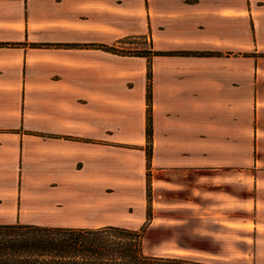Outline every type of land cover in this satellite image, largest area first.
Listing matches in <instances>:
<instances>
[{
  "label": "crops",
  "instance_id": "1",
  "mask_svg": "<svg viewBox=\"0 0 264 264\" xmlns=\"http://www.w3.org/2000/svg\"><path fill=\"white\" fill-rule=\"evenodd\" d=\"M39 1L42 4L36 9L34 3ZM61 1L0 0V136H11L17 142L16 154L24 152L28 140L56 141L63 147V156L56 155V159L75 162L80 160L82 147L127 144L109 140L113 135L107 131H112L113 119L110 112L106 117L107 99L94 100L91 90L77 88L78 79L52 80L29 66L36 50L80 48L50 37L48 27L38 26V18L44 21L51 16L46 8ZM260 1L146 0L151 50L169 53L151 56L154 168L205 171L200 178L217 179V184L239 179L241 171L254 168L250 177L256 188L251 199L257 211L252 221L255 259L264 256V106L259 105L264 102V56L241 58L235 52L244 49L258 54L264 49V43L254 39L258 20L264 17V0ZM99 45L105 44L90 46L106 51ZM37 60L36 65L45 63L44 58ZM162 75L165 87L160 91ZM159 114L165 116L162 123ZM143 119L139 135L144 139ZM57 176L40 184L39 196L30 195L27 185L14 187L3 199L9 211L5 222L96 227L73 223H80L85 215L95 220L104 207L76 206L75 188L82 181L73 173ZM105 184L99 182L88 200L95 202L98 194L103 195ZM30 204L42 211L53 205L58 211L37 210L33 219H27L20 212ZM259 222L262 230L257 229Z\"/></svg>",
  "mask_w": 264,
  "mask_h": 264
},
{
  "label": "rangeland",
  "instance_id": "2",
  "mask_svg": "<svg viewBox=\"0 0 264 264\" xmlns=\"http://www.w3.org/2000/svg\"><path fill=\"white\" fill-rule=\"evenodd\" d=\"M260 2L258 0L257 4ZM41 4L35 2L34 6L39 9ZM46 11L51 16L44 21L38 18V26L48 27L50 37L76 43L80 48L36 50L32 60L30 57L28 60L32 71L48 75L52 80L57 77L78 79L77 88L91 90L89 93L94 100L107 99L106 117L110 112L113 119V129L107 131L108 135H113L109 140L127 145L82 147L80 160L68 162L56 159V155L63 156V147L56 141L28 140L23 146L24 152L16 154L17 142L11 136L1 135L0 222L7 220L9 211L4 207L3 199L14 187L27 185L30 195L39 196L43 191L41 183L56 180L57 175L73 173L82 181L75 188L79 197L76 206L104 207L99 209L95 220L85 215L80 223L73 224L142 228L141 250L146 255H178L210 264H264V256L254 257L256 232L252 221L257 211L252 207L251 199L256 188L255 179L250 177L255 173L254 168L245 173L241 171L239 179L219 180V184L214 178H200L205 171L157 170L152 159V134L151 157L146 163L143 152L146 143L139 135L146 113V103L142 101L146 62L127 54L130 48L152 49L146 0H63ZM258 22L254 39L264 43V17ZM99 43L111 50L102 51L90 46ZM248 51L242 49L235 54L241 58L264 55L263 48L258 54ZM41 58L45 63L36 65L37 59ZM152 62L153 58L150 59L151 91ZM163 79L162 75L158 83L160 91L165 87ZM108 100H112L111 104ZM259 105L264 106V102ZM150 109L152 127V98ZM159 115L162 123L165 116ZM146 172L150 174L151 190L150 217L147 219L144 215ZM93 181L96 186L91 183ZM102 181L106 183L103 195L98 194L99 199L95 202L89 201V197L94 196L90 191L99 188ZM17 199L19 204L20 197ZM35 205L21 209V216L33 219L31 215L39 209ZM47 206V210L38 211L50 214L58 211L53 205ZM262 224H257L258 230H262Z\"/></svg>",
  "mask_w": 264,
  "mask_h": 264
},
{
  "label": "trees",
  "instance_id": "3",
  "mask_svg": "<svg viewBox=\"0 0 264 264\" xmlns=\"http://www.w3.org/2000/svg\"><path fill=\"white\" fill-rule=\"evenodd\" d=\"M109 51L111 47L99 45ZM129 55L146 58L145 127L146 163L151 157L150 59L169 54L150 48H130ZM184 54L185 52H181ZM264 56V55H261ZM145 219L150 217V174L145 173ZM141 231L106 224L97 227H62L35 223L0 222V264H210L185 256L146 255Z\"/></svg>",
  "mask_w": 264,
  "mask_h": 264
}]
</instances>
